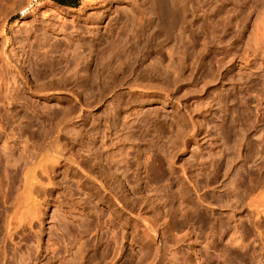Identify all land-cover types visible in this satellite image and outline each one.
<instances>
[{
	"label": "rangeland",
	"instance_id": "1",
	"mask_svg": "<svg viewBox=\"0 0 264 264\" xmlns=\"http://www.w3.org/2000/svg\"><path fill=\"white\" fill-rule=\"evenodd\" d=\"M46 1L0 0V264H264V0Z\"/></svg>",
	"mask_w": 264,
	"mask_h": 264
},
{
	"label": "bare ground",
	"instance_id": "2",
	"mask_svg": "<svg viewBox=\"0 0 264 264\" xmlns=\"http://www.w3.org/2000/svg\"><path fill=\"white\" fill-rule=\"evenodd\" d=\"M92 2V1H91ZM94 2H96V0L94 1ZM53 3H55V2H53L52 0H48V1H46L45 2V5L47 6V8H51V9H54V4ZM162 3H163V0H162ZM161 3V4H162ZM161 4L159 5L160 7H161ZM163 4H166L165 2L163 3ZM100 5V4H99ZM87 6H90V2H89V0H87V2L83 5V7L81 8V11H84L85 9H86V7ZM162 6H164V8H166L165 6L166 5H162ZM58 7V6H57ZM170 7V6H169ZM70 8V7H69ZM168 8V7H167ZM166 8V9H167ZM59 9H60V7H59ZM62 9V8H61ZM60 9V10H61ZM64 9V8H63ZM75 9V8H74ZM159 9V8H158ZM163 8L161 7V11H165L166 9H163ZM170 9V8H169ZM78 10V8L76 9V11ZM160 10V9H159ZM63 11V10H62ZM80 11V10H79ZM167 11V10H166ZM169 11V10H168ZM171 11V10H170ZM173 12V11H172ZM162 13H166V15H165V17L167 16V13L168 12H162ZM161 13V14H162ZM169 14V13H168ZM162 16H163V14H162ZM170 17H172V16H170ZM259 20V19H258ZM264 20V19H263ZM165 23V22H164ZM167 23H168V21H167ZM171 24V23H170ZM260 26H261V28L263 27L261 24L259 25V32H260ZM255 27H256V25H255ZM258 27V26H257ZM257 30V29H256ZM263 30H264V28H263ZM262 31V30H261ZM254 32H257V33H255V35H257V34H261V33H263L264 34V32L262 31L261 33H258V31H254ZM251 34V33H250ZM262 34V35H263ZM253 35V34H252ZM262 35H257V36H260V37H258V38H260L261 39V36ZM254 36V35H253ZM257 36H256V39H257ZM252 38V40L251 41H253V37H251ZM250 38V39H251ZM255 38V37H254ZM263 39V38H262ZM258 40V39H257ZM259 41V40H258ZM263 41H264V39H263ZM254 42H255V40H254ZM261 42V41H260ZM259 44H261V43H259ZM255 45V44H254ZM256 45H257V43H256ZM255 45V46H256ZM259 45H257V47H258ZM262 46V45H261ZM261 46H260V48H261ZM253 48H254V46H253ZM259 49V48H258ZM257 49V50H258ZM256 50V49H255ZM256 50V51H257ZM248 54V53H247ZM248 58V57H247ZM257 75V74H256ZM264 75V74H263ZM262 77V76H261ZM264 77V76H263ZM259 79V78H258ZM259 80H261V78L259 79ZM262 82L261 83H263L264 81L263 80H261ZM259 84V83H258ZM260 87H262V86H260ZM261 103V102H260ZM262 115V114H261ZM259 119V118H258ZM261 122V121H260ZM259 122V123H260ZM57 142V141H56ZM55 149V148H54ZM56 150H57V152H56V154H58L59 152H61V151H58V148L56 147ZM55 150V151H56ZM54 153V152H53ZM56 154H54V155H51V158L50 157H48V159L50 158V159H55V162L57 161V155ZM50 155V154H49ZM60 159V158H59ZM71 159V158H70ZM75 161V160H74ZM73 161V162H74ZM49 162V161H48ZM77 162V161H76ZM54 163V162H53ZM56 164V163H55ZM46 165V164H45ZM49 165L51 166V163H49ZM44 166V165H43ZM80 168V171L81 172H84L85 171V169L83 168H81V167H79ZM49 167L46 165L44 168H43V170H42V174L44 173L45 174V176H48V175H50L49 174ZM51 170V169H50ZM83 170V171H82ZM88 170V169H87ZM263 173V172H262ZM91 173H90V171L89 172H87L86 173V175L85 176H89L88 178H91L92 179V183H93V189L98 193V195L101 197V190H104L105 192L106 191H108L107 193H109V194H111L113 197H115L117 200H115V201H117V205H118V203L120 202L119 200H121V199H119L118 200V197H117V189H118V187L119 186H117L116 185V187H117V189H116V191H115V187H112L111 186V184L113 183H115V182H111L110 180V178H107L106 179V181L104 180V179H102V178H98V177H93L92 178V174L90 175ZM44 176V175H43ZM49 177V176H48ZM82 177V176H81ZM84 177V176H83ZM107 177H108V174H107ZM37 178V177H36ZM37 179H40V178H37ZM42 179V178H41ZM47 179V178H46ZM46 179H44V180H46ZM261 179V178H260ZM36 180V179H35ZM48 180V179H47ZM46 180V181H47ZM263 181H264V177H263V179H262ZM38 181V180H37ZM261 181V180H260ZM39 182H41V181H38V184H41V183H39ZM44 183V182H43ZM42 183V184H43ZM47 183V182H46ZM81 184V183H80ZM87 184V183H86ZM116 184V183H115ZM255 185H259V189H260V191H258V188H256L257 189V191L259 192V193H257V195H255V197L253 196V199H254V202L256 203V209H257V211L259 210V211H262V210H264V182L263 183H261V185L262 186H260V184L258 183V181H257V184H255ZM91 187H92V184L90 185ZM115 186V185H114ZM120 189V188H119ZM255 189V190H256ZM121 190V189H120ZM104 191H102V192H104ZM104 192V193H105ZM118 193H120V192H118ZM252 193H253V191H252ZM32 199H34V197L32 198ZM124 200H125V197H124ZM123 200V198H122V200L121 201H124ZM126 201V200H125ZM253 201V200H252ZM126 203V202H125ZM120 204V203H119ZM124 204V203H123ZM128 205V204H127ZM127 205H126V208H127ZM121 209H122V203H121V207H120ZM124 208H125V204H124ZM128 209V208H127ZM126 209V210H127ZM262 209V210H261ZM118 211V210H117ZM117 211H114V212H117ZM119 213V212H118ZM143 219V218H142ZM143 221H144V219H143ZM147 224V223H146ZM146 224H144V228H146L149 232H150V234H151V236L153 237V241L156 239V236L158 235L157 234V230L153 227V224H152V227H149L148 225H146ZM146 225V226H145ZM151 226V225H150ZM155 244H156V241H155Z\"/></svg>",
	"mask_w": 264,
	"mask_h": 264
},
{
	"label": "trees",
	"instance_id": "3",
	"mask_svg": "<svg viewBox=\"0 0 264 264\" xmlns=\"http://www.w3.org/2000/svg\"><path fill=\"white\" fill-rule=\"evenodd\" d=\"M61 4L77 5V0H55Z\"/></svg>",
	"mask_w": 264,
	"mask_h": 264
}]
</instances>
